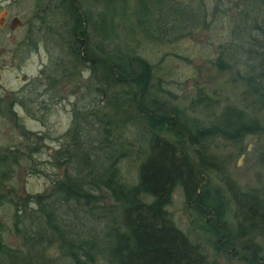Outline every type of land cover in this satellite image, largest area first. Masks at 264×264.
I'll list each match as a JSON object with an SVG mask.
<instances>
[{
	"label": "trees",
	"instance_id": "obj_1",
	"mask_svg": "<svg viewBox=\"0 0 264 264\" xmlns=\"http://www.w3.org/2000/svg\"><path fill=\"white\" fill-rule=\"evenodd\" d=\"M36 7L43 9L36 19L43 24L51 20L48 34H56L65 50L71 68L63 74L65 81L87 73V89L94 94L75 110L55 161H50L62 176L55 175L48 194L27 195L15 204V228L29 222L24 227L28 243L8 245L0 223V264H99L102 258L110 264H212L167 209L177 187L198 215H211L203 230L218 245L241 263L264 264V245L256 242L264 241V198L229 180L226 194L208 173H223L216 155L208 152L216 139L240 147L249 136L258 137L264 152V0H243L231 31L237 39L227 46L230 59L222 50L215 62L219 70L235 68L244 82L241 108L221 106L201 88L187 107L174 95L162 97L151 64L140 55L136 30L155 42L199 26L201 13L188 4L36 0ZM129 7L133 20L128 23ZM202 15L207 17V11ZM127 132H135L136 149L128 139L119 140ZM6 157L0 160L3 167L12 161ZM127 157L137 162L130 182L123 180L119 165ZM102 189L110 204L99 195Z\"/></svg>",
	"mask_w": 264,
	"mask_h": 264
},
{
	"label": "rangeland",
	"instance_id": "obj_2",
	"mask_svg": "<svg viewBox=\"0 0 264 264\" xmlns=\"http://www.w3.org/2000/svg\"><path fill=\"white\" fill-rule=\"evenodd\" d=\"M175 1L201 13L198 27L190 32L186 28L182 35L175 32L170 38L165 36L155 42L139 30L135 33L141 40L140 55L151 64L154 81H159L161 96L172 98L174 95L176 102L187 107L195 90L201 88L221 106L243 107L245 85L237 77L236 69L219 70L215 65L222 50L230 59L227 46L236 38L231 31L243 0ZM42 10L36 7V0H0V160L3 156L12 160L4 167L0 163V223L6 243L15 248L23 247L27 238L24 227L29 223L21 224L19 230L15 228V204L20 205L21 198L27 195L48 194L55 175L60 172L62 176V170L53 168L50 161H55V152L62 146L61 138L71 126L75 110L92 101L94 94L87 89L90 82L87 73L65 81L63 74L71 68L66 65L65 50L58 46V36L48 34L46 25L52 28L51 20L43 24L36 19ZM206 11L207 17L202 15ZM128 13L129 23L133 20L132 8L126 9V15ZM60 16L57 14L55 19L60 20ZM50 76L56 78L55 85L51 84ZM46 83L50 90L49 87L44 90ZM194 115L200 116L198 112ZM135 136V132H127L120 135L119 140L133 142ZM210 145L208 152L216 155L223 172H208L213 184L228 194L226 182L229 180L239 190H255L264 198V152L261 153L258 137L249 136L240 147L221 139ZM133 146L138 144L133 142ZM119 165L123 180L133 181L137 162L127 157ZM99 192L104 203L112 202L105 189ZM229 205V221L233 223L234 206L230 198ZM194 207L177 187L167 209L174 223L201 246L212 264H244L203 230V221L211 222V215H198ZM27 209L30 211L31 206ZM256 242L264 245L262 239ZM59 254L58 251L55 255ZM99 264L110 263L102 258Z\"/></svg>",
	"mask_w": 264,
	"mask_h": 264
}]
</instances>
